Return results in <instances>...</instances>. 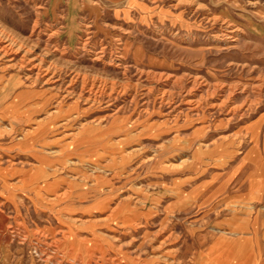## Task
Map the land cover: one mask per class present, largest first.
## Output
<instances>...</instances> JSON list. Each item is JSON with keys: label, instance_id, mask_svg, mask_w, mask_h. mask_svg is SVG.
Here are the masks:
<instances>
[{"label": "rangeland", "instance_id": "obj_1", "mask_svg": "<svg viewBox=\"0 0 264 264\" xmlns=\"http://www.w3.org/2000/svg\"><path fill=\"white\" fill-rule=\"evenodd\" d=\"M0 33V264H264V0H0Z\"/></svg>", "mask_w": 264, "mask_h": 264}, {"label": "bare ground", "instance_id": "obj_2", "mask_svg": "<svg viewBox=\"0 0 264 264\" xmlns=\"http://www.w3.org/2000/svg\"><path fill=\"white\" fill-rule=\"evenodd\" d=\"M1 34V33H0ZM3 36V35H2ZM4 38H6V37H4ZM9 40V39H8ZM7 40V43H8V45L6 46V48L4 49V51H5V54H10L11 52H13L14 51V48H13V44H12V42L9 40L8 41ZM13 40V39H12Z\"/></svg>", "mask_w": 264, "mask_h": 264}, {"label": "crops", "instance_id": "obj_3", "mask_svg": "<svg viewBox=\"0 0 264 264\" xmlns=\"http://www.w3.org/2000/svg\"><path fill=\"white\" fill-rule=\"evenodd\" d=\"M12 83L13 81H10L9 84H8V89H9V86L11 87L12 86Z\"/></svg>", "mask_w": 264, "mask_h": 264}]
</instances>
